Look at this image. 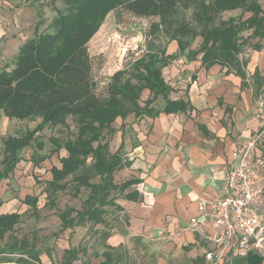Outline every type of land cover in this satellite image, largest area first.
<instances>
[{"label": "trees", "instance_id": "obj_1", "mask_svg": "<svg viewBox=\"0 0 264 264\" xmlns=\"http://www.w3.org/2000/svg\"><path fill=\"white\" fill-rule=\"evenodd\" d=\"M56 2L63 8L56 11L47 26L48 32L35 33L26 39L18 47L10 67L0 69V114L8 120H40L33 129L2 140L0 183L14 171L25 148L34 145L36 150L43 149V144L36 141L39 132L45 127L64 125L65 119L72 117L77 127L74 140L62 145L55 138L48 140L49 154L63 149L66 156L59 159V168L50 169L51 179L45 183V192L52 207L54 195L67 189L69 178L74 183V197L80 188L89 192L81 210L68 207L59 214V231L63 232L86 224L106 225L105 216L111 209L120 210L115 204L116 196L138 182L127 180L120 185L114 182V174L128 168L130 162L120 150L111 154L108 142H102L103 133L112 132L111 124L116 119L123 123L130 115L136 121L160 114L186 113L190 109L188 101L169 99L173 89L163 77L164 68L177 56H185L188 61L200 57L204 69L218 65L244 78L238 61L247 42L242 33L251 31L248 38L263 39L264 12L257 0H51L53 4ZM238 10V17L222 19V14ZM119 11L138 18L158 19L149 34L158 33L168 41H175L177 55H166L163 50L156 55L144 54L132 71L113 74L100 92L93 78L87 44L106 17ZM188 11L191 22L185 18ZM244 13L250 16L242 20ZM196 38H200L199 47L191 49ZM254 49L260 50V46L255 45ZM144 90L149 97L142 101ZM158 100L163 103L161 109L153 106ZM94 178L98 183H90ZM23 204L33 214L36 212V198L25 196ZM20 219L17 213L0 214V264H41L38 251L28 239L11 235L4 243L5 236L13 232ZM121 247L106 246L103 264L116 262L118 257L111 252ZM80 253L85 251L65 249L60 264H72ZM263 261L260 255L247 252L230 254L223 264Z\"/></svg>", "mask_w": 264, "mask_h": 264}, {"label": "crops", "instance_id": "obj_2", "mask_svg": "<svg viewBox=\"0 0 264 264\" xmlns=\"http://www.w3.org/2000/svg\"><path fill=\"white\" fill-rule=\"evenodd\" d=\"M261 9L264 12V7ZM249 16L244 13L242 20ZM1 17L0 14L3 68L10 67L21 43L9 38L12 31ZM17 27L16 22L14 32ZM250 34L251 31L242 33L247 42L238 55L244 78L218 65L204 69L200 57L188 61L185 56H177L164 68L163 77L173 89L169 99L188 101L190 109L136 121L130 115L123 123L116 119L111 124L109 152L120 150L130 162L128 168L114 174V182H138L116 196L115 204L120 210L112 208L105 216L106 223L110 222L105 246L117 248L150 240L163 243V254L167 256H181L196 263L203 259L204 264H209L204 254L211 247L212 231L208 225L191 229L190 219L198 215L201 202L223 194L232 153L261 132L263 136L254 153L264 157V38H248ZM173 43L168 47L171 52L177 48ZM255 45L260 50H255ZM148 97L149 92L144 90L141 100ZM165 260H161L163 264Z\"/></svg>", "mask_w": 264, "mask_h": 264}, {"label": "rangeland", "instance_id": "obj_3", "mask_svg": "<svg viewBox=\"0 0 264 264\" xmlns=\"http://www.w3.org/2000/svg\"><path fill=\"white\" fill-rule=\"evenodd\" d=\"M258 1L264 7V0ZM2 5H4L3 9H1ZM62 8L59 2L53 4L51 0H0V10H2L0 14L4 17H1L2 20L4 19L2 23L7 22L6 28L12 31L9 38L20 43L31 38L35 33L48 32L47 26L56 15V11ZM239 15V10L226 12L222 14V19ZM185 18L191 22L189 11L185 13ZM14 20L18 26L16 32H14L16 24ZM155 23H158V19L138 18L123 11L116 14L110 13L106 17L87 44L97 91H104L116 72L132 71L133 66H136L144 54L156 55L155 53L163 50L166 55H177V48L174 52L168 48L175 41H168L158 33L155 36L149 34L152 33L151 27ZM199 44L200 38H196L190 48L197 49ZM155 107L161 108L162 103L157 102ZM38 123L40 120H7L0 114V162L3 157L2 140L7 136H19L26 130L33 129ZM64 123V125L45 127L39 132L36 141L43 144V149L36 150L34 145L25 148L19 155L20 161L15 170L8 179L0 183V214L21 215L20 222L14 227L13 232L5 236L4 243L8 242L11 235L18 239H28L38 251L41 264H60L64 250L73 247L84 250L85 253H80L78 259L72 264L84 262L103 264L102 253L106 250V246L102 234H109L110 222L106 225L86 224L72 230L59 231V214L68 207L75 211L81 210L89 191L80 188L79 194L74 197L72 195L74 183L69 178L66 181L67 189L54 195V206L48 204L50 199L45 192V183L51 179L50 169L59 168V159L66 156L63 149L49 154L51 145L48 140L51 137L55 138L62 145L65 141H72L76 137L75 120L67 117ZM103 136L102 142H109V132H104ZM109 150L111 151V148ZM90 183H98V179L94 178ZM25 196L37 199V209L34 214L27 205L23 204ZM261 211L264 219V197ZM162 244L149 240L125 245L111 252L113 256L118 257L113 264H163L162 259H166V264H204L203 259L200 262L191 261V263L190 259L185 257L175 255L171 257V254L167 256L163 254Z\"/></svg>", "mask_w": 264, "mask_h": 264}, {"label": "built area", "instance_id": "obj_4", "mask_svg": "<svg viewBox=\"0 0 264 264\" xmlns=\"http://www.w3.org/2000/svg\"><path fill=\"white\" fill-rule=\"evenodd\" d=\"M263 132L232 153L225 176L223 194L201 202L198 215L190 219L196 230L208 225L212 231L209 250L204 254L209 264H223L229 254L255 252L264 257V157L256 156Z\"/></svg>", "mask_w": 264, "mask_h": 264}]
</instances>
